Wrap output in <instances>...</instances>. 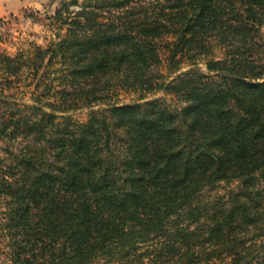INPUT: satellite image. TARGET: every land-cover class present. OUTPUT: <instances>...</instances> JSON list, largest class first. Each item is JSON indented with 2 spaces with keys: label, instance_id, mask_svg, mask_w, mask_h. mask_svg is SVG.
Wrapping results in <instances>:
<instances>
[{
  "label": "trees",
  "instance_id": "16d2710c",
  "mask_svg": "<svg viewBox=\"0 0 264 264\" xmlns=\"http://www.w3.org/2000/svg\"><path fill=\"white\" fill-rule=\"evenodd\" d=\"M48 20L45 48L0 55L8 264H264V0H63Z\"/></svg>",
  "mask_w": 264,
  "mask_h": 264
},
{
  "label": "rangeland",
  "instance_id": "374dc122",
  "mask_svg": "<svg viewBox=\"0 0 264 264\" xmlns=\"http://www.w3.org/2000/svg\"><path fill=\"white\" fill-rule=\"evenodd\" d=\"M63 0H0V55L14 57L17 53L32 51L34 47L45 48L52 38L53 26L49 25V17L54 14ZM82 1V0H81ZM264 33V32H263ZM189 61L184 59L181 71L188 69ZM201 70H203L202 66ZM190 68V67H189ZM159 72L169 79L167 70L162 65ZM174 78L171 77V79ZM11 80H15L13 77ZM25 80V81H23ZM14 83L13 87L6 90L4 96H10L17 102L20 108L29 103L33 88L27 85L29 81L23 79ZM4 76L0 73V89L4 83ZM163 94L159 93L150 99L162 98ZM135 97L130 94L121 93L120 104H130ZM169 103H176L174 98H166ZM13 108V107H12ZM13 109V110H16ZM93 110H97L94 108ZM2 111H0L1 114ZM90 110L85 109L80 112L69 115L73 121L85 122ZM14 147L3 141H0V181L1 176L7 172V168L14 160L11 152H16ZM225 186L220 185L219 191L224 192ZM10 201L6 196L0 195V264H8L7 258L3 253L6 249L3 233L1 231L5 223V215Z\"/></svg>",
  "mask_w": 264,
  "mask_h": 264
}]
</instances>
